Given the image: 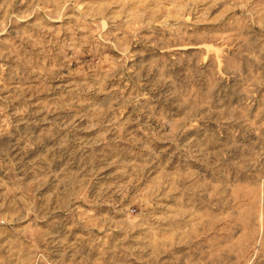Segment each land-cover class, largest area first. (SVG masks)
<instances>
[{
    "label": "rangeland",
    "instance_id": "rangeland-1",
    "mask_svg": "<svg viewBox=\"0 0 264 264\" xmlns=\"http://www.w3.org/2000/svg\"><path fill=\"white\" fill-rule=\"evenodd\" d=\"M0 264H264V0H0Z\"/></svg>",
    "mask_w": 264,
    "mask_h": 264
}]
</instances>
